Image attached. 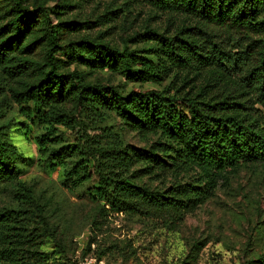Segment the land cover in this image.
<instances>
[{"label":"trees","instance_id":"1","mask_svg":"<svg viewBox=\"0 0 264 264\" xmlns=\"http://www.w3.org/2000/svg\"><path fill=\"white\" fill-rule=\"evenodd\" d=\"M142 1L194 23L173 33L136 32L122 48L82 40L67 51L58 41L78 30L72 23L53 25L43 8L31 10L25 0H6L9 19L0 28V70L10 78L25 74L23 65H12L14 49L42 25V40L27 48L39 42L49 47L45 71L38 82L10 92L12 103L35 127L43 165L65 166L60 185L67 188L95 179L91 193L101 201L104 215L139 216L171 229L207 200L223 173L264 165V0ZM61 53L90 70L119 73L129 82L158 88L125 93L88 83L77 70H59ZM173 69L201 78L200 84L188 90L174 82L161 87ZM109 114L144 137L157 135V141L149 150L128 147L108 126ZM9 132L8 124L0 125V183L18 179L17 160L25 161ZM136 163L155 176L196 168L203 179L150 189L134 182L130 169ZM33 194L18 183L14 198L21 208L0 214V264H35L42 234L28 232L22 224L24 215L43 214ZM39 221L38 232L52 236L44 217Z\"/></svg>","mask_w":264,"mask_h":264},{"label":"rangeland","instance_id":"2","mask_svg":"<svg viewBox=\"0 0 264 264\" xmlns=\"http://www.w3.org/2000/svg\"><path fill=\"white\" fill-rule=\"evenodd\" d=\"M8 3L0 2V28L8 21ZM31 10L43 8L53 25L72 23L71 33L60 35L58 45L70 51L72 43L82 40L122 48L124 40L145 30L173 33L177 27L194 22L181 15L161 12L142 0H25ZM60 13L54 15L51 11ZM42 25H38L15 47L12 65H23L22 77L10 78L0 70V125L8 124V139L17 147L25 161L17 160L18 179L0 183V214L21 208L14 198L18 183L33 189V198L43 208L52 236L38 232L40 217H29L22 223L26 231L42 234L35 264H262L264 259V165H243L223 173L207 200L187 212L182 221L168 229L161 222L127 214L104 215L101 201L91 191L95 179L78 187L61 186L65 166L43 165L35 141L34 125L12 103L10 91H21L38 82L45 71L48 46L41 41ZM66 29V28H65ZM132 49L143 47L131 45ZM61 72L77 70L88 83L116 86L128 93L132 90L158 88L129 82L119 73L90 70L71 63L64 54L58 55ZM189 79V83H183ZM191 81V82H190ZM201 78L187 77L175 69L161 87L174 82L188 90L199 85ZM10 104L8 108L7 105ZM107 124L125 145L137 150H149L158 136L131 131L113 114ZM136 163L130 174L136 184L155 190L173 185L194 183L203 179L192 168L170 171L157 176L145 172ZM200 183V182H199ZM1 245V243H0Z\"/></svg>","mask_w":264,"mask_h":264}]
</instances>
